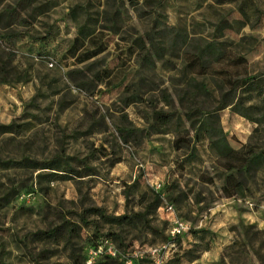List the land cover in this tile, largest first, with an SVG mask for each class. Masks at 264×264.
I'll return each instance as SVG.
<instances>
[{
	"label": "rangeland",
	"instance_id": "obj_1",
	"mask_svg": "<svg viewBox=\"0 0 264 264\" xmlns=\"http://www.w3.org/2000/svg\"><path fill=\"white\" fill-rule=\"evenodd\" d=\"M241 5L257 8L258 22L245 21ZM211 41L244 58L241 72L264 76V0H0V124L24 125L0 135V264H124L126 254L133 264H264V168L226 196L225 162L205 131L193 141L198 118L180 101L185 60ZM213 69L198 76L208 95L195 105L216 115L233 149L264 150V124L219 108L221 79L239 70ZM152 106L167 112L161 127ZM84 164L91 174L72 175ZM166 204L189 226L180 237L169 234ZM89 207L145 211L149 227L93 215L82 224L77 213ZM49 229L57 236L40 234ZM109 231L126 246L113 243L114 260L94 257Z\"/></svg>",
	"mask_w": 264,
	"mask_h": 264
},
{
	"label": "trees",
	"instance_id": "obj_2",
	"mask_svg": "<svg viewBox=\"0 0 264 264\" xmlns=\"http://www.w3.org/2000/svg\"><path fill=\"white\" fill-rule=\"evenodd\" d=\"M239 11L243 19L247 22L256 23L260 19L261 12L254 6L244 7L239 6ZM83 28L84 26H80ZM141 48H144V43L141 44ZM148 52L144 53V56ZM182 75L185 79L186 89L183 90L180 97V101H185V115L190 120L197 119V122L193 125L194 133L192 136L193 141L198 140V133L200 130L206 132L210 146L215 151L216 155L225 162V168L227 174L224 176V183L221 188L222 192L226 196H233L235 194L241 195L245 190V179L252 169L257 170L260 167L264 168V150L255 152L247 150L245 152L237 151L233 149L226 140V134L223 132L222 128L217 122L216 115L212 112L204 111L201 107L195 105V101L201 97L208 95V92L204 84L197 80L199 75L207 73V71L213 69V64L228 62L235 65L236 69L239 71L235 74H229L224 79H221L222 86L226 91L222 92V104L219 108L229 107L232 112L239 114L244 117L249 122L264 124V76L261 74L256 75H246L241 72L240 69H244L246 61L240 55L235 57L231 56L230 52L226 51L225 48L219 47V44L215 41L207 42L202 46L197 47L194 52L188 55L185 60ZM77 71L70 70L68 72V77L70 80L74 81L77 86L81 87V84L77 83V76L75 73ZM95 80L101 81V74L97 72L94 76ZM140 92H134L132 98H141ZM217 108V109H219ZM153 118L152 125L159 127L162 126V121L167 118V112L162 110H157L152 106ZM24 125L16 124L10 122L8 124H0V135L8 133H17L23 129ZM123 136V130H120ZM123 141L127 140L123 137ZM181 145V144H180ZM22 163L30 162L33 167H40L42 164L38 161H31L27 158H22L20 160ZM4 164H13V161H5ZM83 171L79 172L75 170L72 171V175L82 176L91 174L90 168L85 164L83 165ZM160 198L159 194L154 195L153 204L151 206L155 207L158 205ZM2 204H0L1 206ZM150 206V207H151ZM78 219L82 224L93 225L95 222L90 220V215L97 217L105 222L114 223L116 225H128V226H146L149 227L147 220V212H130L123 213L119 215H108L103 212L102 209L97 207H89L81 210L77 213ZM63 223L68 232H72L75 226L72 222L67 221L63 215H61ZM40 234L45 238H54L57 236V229H49L45 231H40ZM107 240L116 244L118 248H123L126 245L123 239L117 232L109 231L107 233ZM95 237L98 235L95 233ZM164 238V236H163ZM99 243V240H96ZM92 246H96L97 244ZM124 249V248H123ZM70 257L76 260V256L73 252H70ZM105 259L114 260L112 256L105 254Z\"/></svg>",
	"mask_w": 264,
	"mask_h": 264
},
{
	"label": "built area",
	"instance_id": "obj_3",
	"mask_svg": "<svg viewBox=\"0 0 264 264\" xmlns=\"http://www.w3.org/2000/svg\"><path fill=\"white\" fill-rule=\"evenodd\" d=\"M157 187H159V184H157ZM165 212L168 216L169 223H170L169 234L172 237H174V238L180 237L182 234L186 233L189 230L188 224L182 220H179L175 216L174 209H173L171 204H166ZM157 252H158V250L155 247L149 249V253L153 257H155ZM89 253L92 254L94 257H96L100 254H103V253L107 254L109 256H115L116 250H115V246L112 242H110L109 240H104V242H99V243H97L96 246L92 247L90 249ZM133 255L126 254L124 264H133L132 259H131V256H133ZM93 256H91L90 259H88V261H87L88 263H91ZM155 262H156V264H160V260L158 258L155 259Z\"/></svg>",
	"mask_w": 264,
	"mask_h": 264
}]
</instances>
